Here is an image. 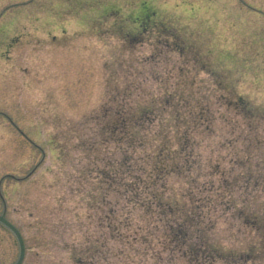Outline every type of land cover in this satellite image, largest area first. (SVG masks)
I'll return each mask as SVG.
<instances>
[{
  "label": "rangeland",
  "instance_id": "rangeland-1",
  "mask_svg": "<svg viewBox=\"0 0 264 264\" xmlns=\"http://www.w3.org/2000/svg\"><path fill=\"white\" fill-rule=\"evenodd\" d=\"M167 94L181 119L200 123L188 132L198 184L264 205V0H0V214L22 236L21 264H72L66 244L77 230L60 223H71L75 205L80 232L106 240L107 259L95 264L119 262L110 255L122 247L117 231L102 217L120 212L123 199L111 190L89 208L91 185L104 183L97 172L120 158L104 128L120 105H155L159 127L183 134L173 109L156 101ZM167 183L188 186L176 176ZM214 225L208 243L225 250L264 240L231 210ZM149 240L129 250L133 264L165 255L160 237ZM18 253L0 223V264ZM258 254L253 264H264V244Z\"/></svg>",
  "mask_w": 264,
  "mask_h": 264
},
{
  "label": "trees",
  "instance_id": "trees-1",
  "mask_svg": "<svg viewBox=\"0 0 264 264\" xmlns=\"http://www.w3.org/2000/svg\"><path fill=\"white\" fill-rule=\"evenodd\" d=\"M169 98L167 94L157 97L156 101L161 100L163 111L167 107L173 109L175 129L183 132L179 136L172 137L168 127H159L164 123L162 119L157 122L155 105L143 106L138 112L120 105L116 110L117 119L108 121L104 128L108 134L104 140L117 141L120 158L114 169L104 168L97 172L104 183L99 187L91 185L95 196L90 197L89 208L98 205L96 202L99 200L102 202L111 190H115L124 202L121 206L124 210H110L109 215L102 217L107 220L102 225L114 228L117 231L116 239L122 245L116 254H110L112 257L119 256V262L107 264H133L128 256L129 250L139 247L136 242H140L139 245L150 243V236L153 239L160 237L162 250L166 251L164 256L161 251L153 255L157 264H176L179 258H183L187 264H214L219 260L226 264L255 263L264 240L246 249L225 250L217 244H209L207 235L213 231L217 215L225 210H231L244 226L261 234L264 231V205L249 204L246 198L238 201L232 199L219 191L221 186L215 187L210 180L198 184L200 167L196 164L199 159L194 151V140L191 142L188 132L200 123L181 119L179 107L169 105ZM108 111L109 108L104 106L103 113L107 115ZM187 124L190 127H185ZM222 175L221 183L228 190L232 182ZM169 176L182 177L188 186L171 190V185L167 183ZM219 206H223L224 210L221 211ZM136 211H140L139 220L134 216ZM82 217L84 215L79 206L75 205L71 223L68 220L60 223L62 232L71 224L77 230L70 234L71 240L66 244L70 245L68 247L72 251V264H95L99 258L107 259L102 253L109 251L105 247L106 240L101 235L96 237L80 232ZM79 242L82 246L77 249Z\"/></svg>",
  "mask_w": 264,
  "mask_h": 264
},
{
  "label": "water",
  "instance_id": "water-1",
  "mask_svg": "<svg viewBox=\"0 0 264 264\" xmlns=\"http://www.w3.org/2000/svg\"><path fill=\"white\" fill-rule=\"evenodd\" d=\"M0 223H2L9 230H11V232L15 235L17 242H18V247H19V254H18V258L15 264H21L23 260V256H24V244H23V240H22V237L19 231L9 221H7L3 215H0Z\"/></svg>",
  "mask_w": 264,
  "mask_h": 264
}]
</instances>
